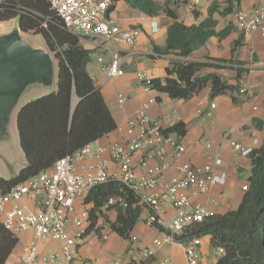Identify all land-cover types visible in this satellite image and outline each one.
<instances>
[{
    "label": "trees",
    "instance_id": "16d2710c",
    "mask_svg": "<svg viewBox=\"0 0 264 264\" xmlns=\"http://www.w3.org/2000/svg\"><path fill=\"white\" fill-rule=\"evenodd\" d=\"M117 1H124L149 17L163 15L171 20L166 28L165 44L161 47L155 45L154 50L184 58L203 46L210 37L217 36L222 40L234 29L228 23L217 31L214 14H231L241 0H221V3L212 0L207 7V15L191 25L178 20L177 9L182 0H112L109 10ZM9 19H17L21 32L41 36L53 57L56 71L55 88L24 103L17 110L15 124L25 164L14 176L0 177V193L49 168L64 154L94 142L117 127L100 88L87 72L92 51L64 27L48 0H0V22ZM243 36L240 32L233 41L230 57L213 59L216 63L209 58L206 61L172 60L163 78L149 80L150 89L171 99L187 100L208 87L211 98L226 94L236 102L237 96L243 93L238 80L246 72L240 67L237 57ZM224 66L236 70L235 83H229L217 73L216 69ZM164 131L183 136L186 124L178 121ZM249 158L247 189L243 191L237 208L194 223L182 235L183 239L207 236L213 247H222L223 253L213 264H264V143L254 149ZM111 196L122 197L126 206L107 205ZM87 202L89 225L85 237L90 233L101 236L107 227L129 242L132 229L144 217V205L128 187L117 181L94 186ZM111 209L116 212L113 220L107 214ZM17 241V235L0 223V264H6ZM130 264H153V258Z\"/></svg>",
    "mask_w": 264,
    "mask_h": 264
},
{
    "label": "built area",
    "instance_id": "2783aa9c",
    "mask_svg": "<svg viewBox=\"0 0 264 264\" xmlns=\"http://www.w3.org/2000/svg\"><path fill=\"white\" fill-rule=\"evenodd\" d=\"M48 2L62 19L64 27L76 34L81 42L92 49L110 50L109 62L98 58L107 80L124 74L121 55L113 42L134 47L139 30L122 28L107 19L112 0ZM199 2L183 0L181 5L193 12ZM233 18L236 28L244 35L254 31L264 34V8L238 10ZM157 25L155 19L150 21L153 32L157 30ZM136 77L145 91L151 90L145 71L137 72ZM125 100V95L119 93L118 102L121 104ZM154 103L155 98L149 97L136 109L124 130V144L108 142L93 146V142L87 143L57 158L49 168L0 193V223L5 229L15 235L32 230L37 239H49L60 244L59 249L40 254L36 243L32 242L20 258L21 264H74L77 246L85 238L89 225L87 197L94 186L107 181L124 184L144 205L145 223L158 231L152 239L154 247L179 244L184 251L185 263L199 264L198 247L202 237L183 239L182 235L192 224L216 214L205 205H193V199L207 194L214 185L225 184L226 173L215 171L222 164L219 157L211 158L202 165L179 162L185 145L179 135L165 132L160 123L150 116L149 110ZM198 105L202 106L203 101H199ZM210 107L214 108L215 104L211 102ZM257 142L254 138L251 145L237 141H230V145L234 155L249 156L256 149ZM168 155L173 158L171 162L167 159ZM174 160L178 162L174 165L175 174L168 175ZM246 189L247 183L242 186L243 191ZM27 202H32L33 208ZM106 204L125 207L126 201L120 196H111ZM165 207L173 209L174 214L168 216ZM101 237L106 239L107 232L103 230ZM215 248L223 253L222 247ZM151 254L148 247H138L136 238L131 236L125 255L115 258L111 264L139 262L140 258L146 259ZM159 264L170 262L166 259Z\"/></svg>",
    "mask_w": 264,
    "mask_h": 264
},
{
    "label": "crops",
    "instance_id": "0c3cea01",
    "mask_svg": "<svg viewBox=\"0 0 264 264\" xmlns=\"http://www.w3.org/2000/svg\"><path fill=\"white\" fill-rule=\"evenodd\" d=\"M201 2L203 6L200 5ZM209 3L208 0H200L197 10L193 12L187 11L180 3L177 9L178 20L186 25L198 23L207 15ZM257 8H264V0H241L231 14L222 16L217 13V16L214 15L217 19V31L228 23H231L234 29L222 40H219L217 36L210 37L203 46L191 55L182 58L175 53L162 54L154 50L155 45L161 47L165 44L166 28L171 20L162 23L159 16L149 17L140 10L131 8L124 1H117L111 10L108 9L107 19L122 28L139 30L134 47H129L123 42H113L121 55L120 64L124 74L107 80L105 72L101 69L102 62L98 58L101 57L103 62H109L110 50L92 49L81 42L85 48L92 51L91 60L86 67L87 72L94 84L100 88L105 103L117 124L115 130L95 140L93 146L96 143L106 144L108 142L124 144V130L128 120L133 117L136 109L144 101L149 97H154L155 103L150 107L149 114L164 129L178 121L186 124V133L179 136L180 141L185 145V151L179 162L202 165L214 157L222 159V164L216 167L215 171L226 173L225 184L212 186L207 194L193 199V205H205L216 214L236 209L243 195L242 186L247 183L250 173V158L234 155L230 141L251 145L253 139L256 138L258 140L256 148L264 143V34L254 31L243 36V44L238 49L237 57L241 62L240 67L246 69V72L238 80L243 93L237 96L236 102L226 94L211 98L208 87L187 100L171 99L156 90L145 91L136 73L145 71L149 79L163 78L166 67L172 60L206 61L209 58L212 59L211 62L216 63L213 59L229 58L231 45L241 32L234 23L235 11ZM153 19L158 24L155 32L150 27V21ZM216 71L229 83L236 82V70L232 67L224 66ZM54 88L55 86L50 88L29 87L20 97L18 109L24 103ZM119 93L126 97L125 102L121 104L118 102ZM199 101H203L202 106L198 105ZM211 102L215 104L214 108L210 107ZM15 117L12 121H15ZM167 159L171 162L173 158L168 155ZM175 164L178 162L174 160L168 175L175 174ZM137 170L141 172L140 168ZM22 202L25 203V201ZM27 203L30 208H33L32 202ZM165 213L171 216L174 210L165 207ZM107 214L110 220L116 216L114 209L108 210ZM106 232V239L93 233L87 235L77 246L74 264L82 262L111 264L115 258L125 255L129 242L111 232L109 228ZM157 233L156 228L145 223L142 216V219L132 229L131 236L136 238L138 247L150 249L154 264H159L160 261L166 259L170 264H186L181 245L164 244L159 248L152 245V239ZM17 237L18 241L9 254L6 264H21L20 258L28 251L32 242L36 243L40 254L57 250L60 246L57 241L37 239L32 230L24 231ZM198 252L199 264H213L218 259L211 254V243L207 236L202 237ZM141 260L140 258L139 261ZM125 261L128 262L129 259Z\"/></svg>",
    "mask_w": 264,
    "mask_h": 264
},
{
    "label": "water",
    "instance_id": "95a60500",
    "mask_svg": "<svg viewBox=\"0 0 264 264\" xmlns=\"http://www.w3.org/2000/svg\"><path fill=\"white\" fill-rule=\"evenodd\" d=\"M20 32L17 25L0 34V142L10 140L11 123L22 94L31 86H55L54 60L44 42L32 46Z\"/></svg>",
    "mask_w": 264,
    "mask_h": 264
},
{
    "label": "rangeland",
    "instance_id": "374dc122",
    "mask_svg": "<svg viewBox=\"0 0 264 264\" xmlns=\"http://www.w3.org/2000/svg\"><path fill=\"white\" fill-rule=\"evenodd\" d=\"M157 1L164 2L165 0H157ZM208 1L211 2L212 0H208ZM217 2L221 3V0H217ZM202 4L203 2H201L200 5ZM214 15L217 16V12ZM159 20L162 23L169 21V19L163 15L159 16ZM16 27H17V19H9L6 21H2L0 22V34L7 33ZM20 35L23 40H25L32 46L43 45L41 36L39 34H33L31 32H27V33L20 32ZM10 134H11L10 140L0 142V152L3 155V159L0 158V177L3 178H10L14 176L18 172V170L21 167H23L25 164L24 155L20 149L18 142V135H17L15 121H12L11 123ZM107 230L108 228L106 227L104 231L106 232ZM211 254L215 255L216 258H219L222 253L218 252L216 248L211 245Z\"/></svg>",
    "mask_w": 264,
    "mask_h": 264
}]
</instances>
